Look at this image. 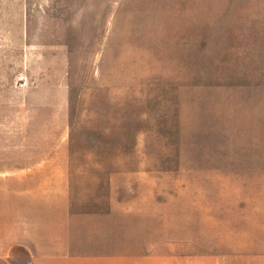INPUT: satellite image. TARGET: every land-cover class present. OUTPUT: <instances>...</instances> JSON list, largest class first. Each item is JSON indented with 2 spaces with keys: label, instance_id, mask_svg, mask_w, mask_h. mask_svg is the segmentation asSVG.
<instances>
[{
  "label": "rangeland",
  "instance_id": "1",
  "mask_svg": "<svg viewBox=\"0 0 264 264\" xmlns=\"http://www.w3.org/2000/svg\"><path fill=\"white\" fill-rule=\"evenodd\" d=\"M25 197L128 264H264V0H0V253Z\"/></svg>",
  "mask_w": 264,
  "mask_h": 264
},
{
  "label": "crops",
  "instance_id": "2",
  "mask_svg": "<svg viewBox=\"0 0 264 264\" xmlns=\"http://www.w3.org/2000/svg\"><path fill=\"white\" fill-rule=\"evenodd\" d=\"M28 205L26 212L13 213L14 226L19 235L5 245L0 261L7 264H128L118 261L117 252L101 247L111 238V213L61 212L37 218L30 207L34 198H23ZM33 202V203H32ZM108 222V236L103 235L99 222ZM105 229V228H103Z\"/></svg>",
  "mask_w": 264,
  "mask_h": 264
}]
</instances>
